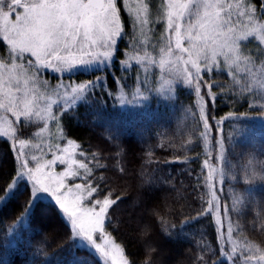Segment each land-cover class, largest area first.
Returning <instances> with one entry per match:
<instances>
[{
    "label": "trees",
    "instance_id": "trees-1",
    "mask_svg": "<svg viewBox=\"0 0 264 264\" xmlns=\"http://www.w3.org/2000/svg\"><path fill=\"white\" fill-rule=\"evenodd\" d=\"M260 1L249 0L257 8ZM120 14L122 35L107 69L70 76L77 82L102 77V84L57 113L63 135L77 145L76 158L87 165L81 181L99 190L93 197L117 201L105 233L128 264H229L208 210L207 165L220 161L222 208L245 244L264 255V89L224 69L202 72L206 131L191 89L176 85L163 95L154 70L144 75L134 56L142 51L139 38L126 12ZM135 90L147 98L122 104ZM32 127L16 126L24 137ZM14 166L12 146L0 137V184L15 178ZM27 194L21 183L0 201V264H103L69 242V225L53 204L37 201L26 222L15 224Z\"/></svg>",
    "mask_w": 264,
    "mask_h": 264
},
{
    "label": "snow or ice",
    "instance_id": "snow-or-ice-1",
    "mask_svg": "<svg viewBox=\"0 0 264 264\" xmlns=\"http://www.w3.org/2000/svg\"><path fill=\"white\" fill-rule=\"evenodd\" d=\"M224 5L225 0H164L169 40L167 46L160 50V67L178 66L183 62L184 70L178 73V81L191 84L193 79H197L198 95L201 91V73L219 66L220 57L228 62L230 69L238 67L247 62V58L241 56L243 41L255 35L264 42V24L243 32L237 24L242 23L241 17H247V23L252 25L254 9L246 7L244 0H236L234 5L229 3L227 8ZM116 24L113 0H0V41L7 42L11 57L10 63L0 62V111L16 118L15 121L5 118L14 139L18 131L16 122L23 124L24 120L30 121L33 116L42 117L37 86L41 82L37 76H30L29 72L34 70L38 74L41 69H53L64 73L76 66L91 64L100 65L99 71L107 69L106 62L113 59L121 36ZM109 48L113 51H107ZM141 59L149 60V57L145 55ZM149 62L153 65L157 63L154 57ZM101 65L104 67L101 68ZM102 81V77H97L75 85L62 84L58 88L64 89L65 102L74 104L90 89L100 86ZM43 86L47 88L46 83ZM214 86H209L208 92L213 99L216 98V93L211 91ZM261 88L264 89V84H261ZM146 98L138 92L131 100L125 99L121 103L137 105ZM52 103H48L49 112ZM233 115L229 113L228 117L221 119L226 120ZM260 117L264 118V114ZM51 119L55 120L56 117L52 115ZM204 128L206 131L210 128L207 116L204 118ZM3 135H8L7 130ZM24 143V140L19 141L21 147ZM15 150L13 145L12 151ZM22 156L23 153H17L16 158ZM32 159L36 160V157ZM56 160L60 164L68 162L56 157L48 162L47 167L51 168ZM71 163L77 164L76 161ZM78 166L87 170L83 162H79ZM13 173L15 178L11 182L0 184V201H5L21 183L28 190L27 200L15 224L25 223L37 201L43 200L53 204L69 225L70 243L79 241L92 253L99 252L110 258L112 264H127V261L117 258L119 245L110 250L94 239V234L99 233L101 239L107 240L105 223L111 206L117 201L105 196L92 203L91 207L84 206L88 198L82 193L88 192L91 196L99 190L90 185L76 184L75 189L81 194L74 196L65 183L68 177L78 175L71 165L65 172L56 175L43 169L39 163L33 168L27 159H21L19 170L14 166ZM236 254L237 249L233 248L229 259H235ZM249 260H256L260 264L264 262V255L258 258L246 256L244 264H248Z\"/></svg>",
    "mask_w": 264,
    "mask_h": 264
},
{
    "label": "rangeland",
    "instance_id": "rangeland-1",
    "mask_svg": "<svg viewBox=\"0 0 264 264\" xmlns=\"http://www.w3.org/2000/svg\"><path fill=\"white\" fill-rule=\"evenodd\" d=\"M235 2L236 0H225L224 6L227 8L229 3L234 5ZM113 3L115 4L117 16L116 27L120 29L121 35L123 30L122 18L120 14L121 10L126 12L127 16L132 22V25L134 26L136 36L139 38V43L142 50L140 51L141 53H134V56L137 62H140V65L144 64V68L142 69L144 75L150 73L151 70H154L157 79L155 89L163 95L171 94L173 88L176 85H183L184 87L191 89L197 97L198 104L200 109L203 110L202 115L204 117V100L202 99L201 94H197V85L196 82H194V80L197 79H193L191 84L181 83L178 81V73H183L184 70L183 62H181L178 66L172 64L171 66H166L164 69H161L160 67V50L167 46L169 40V30L167 27L164 0H113ZM260 3V6L257 8L251 2H249V0H244L246 7L254 9L252 14L253 24L249 25L247 23V17H241L242 23L237 22L241 32L250 31L253 26L264 24V0L260 1ZM241 48V56L242 58H247L246 63H242L238 67H233L230 69L228 62H224V58L220 57L219 66H214L212 69H224L233 75L237 81L242 77H247L250 82L252 81L257 84H264V42H261L257 36L253 35L247 40L243 41ZM101 51H104V49H101ZM107 51L111 52L113 49L109 48ZM145 55L149 57V60L141 59ZM177 55H179V53H177ZM153 57L157 61L155 65L149 62ZM185 58L187 57L185 56ZM172 59L174 60L175 58L173 57ZM111 60H108L106 63L109 65ZM0 62H11L10 50L6 41H0ZM102 67L104 66L101 65V68ZM93 68H100V65H80L69 69L64 73L55 72L53 69H41L40 73L38 74L35 73L34 70L29 72L30 76H37L38 81L41 82L37 86L39 87V93L41 96L39 101V110L42 113V117L33 116L30 121L24 120V123L33 124V127L28 131L29 137L19 136V132H17L14 139L12 135V129L8 128L5 118L8 121H15L16 118L11 114H5L0 111V137L9 140L12 148L13 145H15V157H17V153H23L21 158H16L18 170L21 159H27L29 161V166L33 168H35L37 163H39L43 169H46V171L56 175L65 172L71 165L73 170L76 171L78 175L75 177H68L65 180V183L69 188L72 189L74 196L81 194L79 190L75 189L76 184L90 186L91 184L81 181L82 179L86 178L88 174V168L85 170L78 166L79 162L82 161L76 158L77 145L72 140L67 139L63 135L60 128L57 113L59 110L69 107L73 104L71 101L67 103L65 102L63 99L64 89L58 88V86L62 84L75 85L77 83H81L77 82L73 78L71 79L70 76L75 74V72L90 71ZM246 69H250V71H246ZM166 81L170 83H166ZM44 83L47 84V88L43 86ZM138 92L135 90L133 91V94L136 96ZM81 97L78 98L76 102L81 99ZM54 101H58V103H52ZM48 103H52L51 112L47 111ZM52 115L56 117L55 120L51 119ZM18 124L19 122H16L15 127ZM5 130H7L8 135H3ZM20 140L25 141L23 147H21L19 144ZM65 149H67V152H65ZM33 157H36V160H33ZM56 157H60L68 162L60 164L59 160H56V162L51 165V168H48V162L53 161ZM72 161H76L77 164H72ZM219 162L220 161H218L217 164L208 162L207 165L210 188V203L208 210L213 215L214 221L216 223L223 251L222 256L229 262V264H244V258L246 256L258 258L261 255H259L254 247L245 244V241L240 238L238 235L239 232L236 230V227L228 220L227 214L222 208L219 200V191L223 186V182L222 174L218 172ZM82 194L88 198L84 203V206L86 207H91L92 203H94L96 200L103 199L95 198L93 197V194L89 196L88 192H83ZM106 237L107 240H104L100 238L99 233L94 234V239H96L98 244H100L102 247H107L110 250H114L115 246L118 244L109 235L106 234ZM75 245L86 248L83 244H79V241H77ZM233 248L237 249L236 257L235 259H229V257L232 256ZM94 253L99 257L103 264H112L110 258L104 257L99 252ZM117 258L127 261L120 247L117 253ZM248 264H257V261L249 260ZM260 264H264V262H260Z\"/></svg>",
    "mask_w": 264,
    "mask_h": 264
},
{
    "label": "flooded vegetation",
    "instance_id": "flooded-vegetation-1",
    "mask_svg": "<svg viewBox=\"0 0 264 264\" xmlns=\"http://www.w3.org/2000/svg\"><path fill=\"white\" fill-rule=\"evenodd\" d=\"M9 2H10V0H9Z\"/></svg>",
    "mask_w": 264,
    "mask_h": 264
}]
</instances>
